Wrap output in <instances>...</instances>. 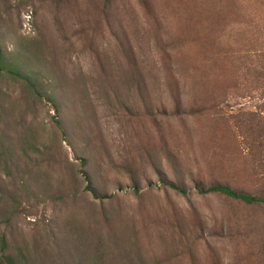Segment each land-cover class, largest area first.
<instances>
[{
	"label": "rangeland",
	"instance_id": "374dc122",
	"mask_svg": "<svg viewBox=\"0 0 264 264\" xmlns=\"http://www.w3.org/2000/svg\"><path fill=\"white\" fill-rule=\"evenodd\" d=\"M0 42L48 94L0 77L19 264H264V204L198 191L264 197V0H0Z\"/></svg>",
	"mask_w": 264,
	"mask_h": 264
},
{
	"label": "trees",
	"instance_id": "16d2710c",
	"mask_svg": "<svg viewBox=\"0 0 264 264\" xmlns=\"http://www.w3.org/2000/svg\"><path fill=\"white\" fill-rule=\"evenodd\" d=\"M3 76H9L12 79L22 81L27 90L34 92L39 97H42V95H48L44 91V86H42L43 84L37 77L27 76L20 70V68L16 64L6 58L0 42V77ZM48 100L51 101L54 107L58 109V105L52 97H48ZM169 186L171 187V189L182 194L183 196L187 195V191L184 188L177 186L174 183H170ZM87 189L88 191L94 193L95 197H98L96 192L90 186H88ZM198 191L199 193L223 195L230 199L240 201L246 205L264 204V197L255 196L244 192H237L223 185L213 186L208 188L207 190H203L201 187H199ZM0 264H19L11 255L8 254L7 246L4 240H2V244L0 246Z\"/></svg>",
	"mask_w": 264,
	"mask_h": 264
}]
</instances>
